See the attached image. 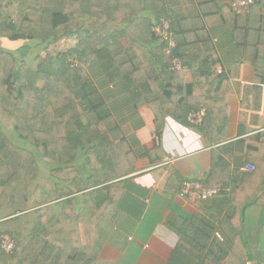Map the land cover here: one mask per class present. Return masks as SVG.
<instances>
[{"label":"trees","instance_id":"trees-1","mask_svg":"<svg viewBox=\"0 0 264 264\" xmlns=\"http://www.w3.org/2000/svg\"><path fill=\"white\" fill-rule=\"evenodd\" d=\"M254 5L237 13L227 0H0V43L35 42L46 54L0 46V238L8 235L16 244L8 254L0 242V264H89L80 255L79 227L88 238L100 218L95 211L117 205L129 189L127 180H117L136 168L112 98L134 113L152 111L158 137L167 117L193 126L190 112L205 109L199 129L208 135L222 113L228 81L223 72L208 83L213 34L226 29L239 58L254 67L257 87L264 85V15L254 29L251 20L261 12ZM159 20L169 23L174 48L153 31ZM61 40L73 44L51 53ZM29 53L34 57L27 59ZM174 58L182 70L170 69ZM190 72L200 75L185 85ZM16 138L33 150L15 144ZM43 164L67 178L51 176L41 185ZM204 184L220 193L197 202L202 213L169 220L180 236L179 251L189 245L198 258L192 264H206L207 254L224 260L233 249L245 255V212L264 205V166L245 173L215 156ZM99 186L108 193L101 207L92 201Z\"/></svg>","mask_w":264,"mask_h":264},{"label":"crops","instance_id":"crops-1","mask_svg":"<svg viewBox=\"0 0 264 264\" xmlns=\"http://www.w3.org/2000/svg\"><path fill=\"white\" fill-rule=\"evenodd\" d=\"M258 4L261 12L251 20L254 29L260 23V14L264 15V0H258L254 7ZM212 40L216 52L212 56L214 65L206 71L208 83L223 72L228 81L222 113L208 135L199 126L182 125L167 117L158 137L152 111L144 107L134 113L127 109V103L123 105L122 99L112 98L116 118L126 124L136 168L117 180H127L129 188L124 197H119L117 205L102 208L108 193L102 186L95 188L92 201L101 207L95 211L100 218L90 226L88 238L83 225L79 227L80 255L89 264L198 262L197 256L191 257L189 245L179 251L180 236L168 224L173 218L186 220L202 213L197 203L180 196L181 183L185 180L205 183L215 156L227 160L232 169L239 166L241 170L244 163L264 166V85L257 87L254 67L239 58L240 49L226 29L213 34ZM121 41L128 43L124 44L126 48L131 46L129 41ZM25 42H19L20 47ZM199 75L188 73L184 84L194 83ZM222 145L236 147L222 152L219 151ZM247 145L255 147L248 150ZM206 212L217 214L213 209L206 208ZM242 232L245 255L240 249L231 250L224 260L207 254L206 264H264V205L246 209Z\"/></svg>","mask_w":264,"mask_h":264},{"label":"built area","instance_id":"built-area-1","mask_svg":"<svg viewBox=\"0 0 264 264\" xmlns=\"http://www.w3.org/2000/svg\"><path fill=\"white\" fill-rule=\"evenodd\" d=\"M232 9L237 13H242L246 11L248 8L252 7L258 0H227ZM153 31L156 36L160 38V40L168 41L170 48H174L176 46L175 41L172 38L170 33V25L165 20L154 21ZM66 40H63L65 42ZM166 54L170 55V49L166 50ZM68 62L72 64V66L78 65V60L74 56L68 57ZM171 70H182V63L179 59L174 58L170 64ZM206 111L205 110H194L191 111L188 116V121L194 126L202 125V122L205 118ZM255 170V166L250 163H244L241 168L242 172L251 173ZM152 188H155V185H152ZM220 190L216 188H210L204 185L201 181H192L185 180L181 183L180 188V196L186 198L188 201L192 203H197L199 201H207L211 198L219 195ZM2 249L11 254L14 252L16 244L15 241L8 235H2L0 238Z\"/></svg>","mask_w":264,"mask_h":264},{"label":"rangeland","instance_id":"rangeland-1","mask_svg":"<svg viewBox=\"0 0 264 264\" xmlns=\"http://www.w3.org/2000/svg\"><path fill=\"white\" fill-rule=\"evenodd\" d=\"M72 44L73 43L70 40H66L65 42H63V40H61L60 42H58L57 44H55L54 46H52L49 51L51 53H53V54H59V53L61 54V53H64L65 50H66V48L70 47ZM124 44L127 45L128 43H125L124 42ZM20 45L21 44L19 42L16 43V42H13V41H6V40H4V41H2L0 43V46L2 48L10 49V50H13L15 52H20L21 50H23L22 47L28 46L30 48L29 50H33L34 53H35V51H37V50L39 51L40 50V54L42 56H46V54L42 50V47L41 46H36L37 43H35V42H28V41H26L25 42V45H23L22 47H20ZM34 53H29V56L27 57V59L33 58L34 57ZM5 124H6L5 127H7V129H9V131H11L10 129H12V127L10 126V124H8V123H5ZM14 143L17 144V145H19V146L26 147L29 150H33V147L32 146H30L27 143L25 144L20 139H17L16 138L14 140ZM51 176H57L59 179H62V180H64V179L67 178L66 173H60V174L54 173V174H52L51 171H50V169L48 167H46L45 164H43L42 165V169H41V177H40V179H39L38 182L41 185H45L47 182H49Z\"/></svg>","mask_w":264,"mask_h":264}]
</instances>
